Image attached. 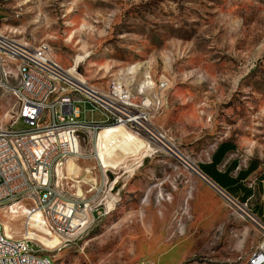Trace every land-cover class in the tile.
Instances as JSON below:
<instances>
[{"label":"rangeland","instance_id":"374dc122","mask_svg":"<svg viewBox=\"0 0 264 264\" xmlns=\"http://www.w3.org/2000/svg\"><path fill=\"white\" fill-rule=\"evenodd\" d=\"M0 31L48 46L77 82L104 93L122 87L149 107L146 129L83 138V157L39 168L38 184L64 176L67 196L94 209L77 233L36 232L41 253L54 264L247 262L264 234V0H0ZM18 107L0 89V124L10 126ZM75 107L81 121L109 119L90 100ZM222 142L235 147L222 170L258 164L244 183L247 202L243 192L226 199L194 170ZM17 207L0 219L20 238L34 207L29 199ZM30 214L40 224L41 213Z\"/></svg>","mask_w":264,"mask_h":264},{"label":"built area","instance_id":"2783aa9c","mask_svg":"<svg viewBox=\"0 0 264 264\" xmlns=\"http://www.w3.org/2000/svg\"><path fill=\"white\" fill-rule=\"evenodd\" d=\"M65 73L44 55L43 45H23L0 31V89L11 93L19 104L10 126L0 124V210L29 199L41 213L40 224L26 214L20 238L8 236L0 219V264H54L51 255L40 252L45 244L36 232L56 237L77 233L94 211L86 198L67 196L60 182L64 176L45 177V184H38L39 168H59L69 159L83 157L82 139L97 138L105 127L124 125L138 133L150 120L148 105L129 102L130 95L122 87H112L108 93L91 88L116 103L110 107ZM81 100L98 105L109 119L104 123L81 121L75 107ZM19 122L26 127L15 128ZM71 124H83L84 133L72 132ZM245 264H264V234Z\"/></svg>","mask_w":264,"mask_h":264},{"label":"trees","instance_id":"16d2710c","mask_svg":"<svg viewBox=\"0 0 264 264\" xmlns=\"http://www.w3.org/2000/svg\"><path fill=\"white\" fill-rule=\"evenodd\" d=\"M234 148L233 143L222 142L213 153L211 162L200 164L199 167L209 179L228 194L235 196L243 192L242 201L247 202L253 192L244 183L257 170L258 164L252 161L247 168H240L239 161L234 160L225 170H220L219 165L223 163L227 153L234 150Z\"/></svg>","mask_w":264,"mask_h":264},{"label":"bare ground","instance_id":"6f19581e","mask_svg":"<svg viewBox=\"0 0 264 264\" xmlns=\"http://www.w3.org/2000/svg\"><path fill=\"white\" fill-rule=\"evenodd\" d=\"M43 53H44V55L45 56H47V57H51V54H50V51H49V48H48V46H46V45H43ZM76 69H70L69 71H68V73L66 72L65 73V76L69 79V80H71V81H76L77 82V80L74 78V76L71 74V72H74ZM78 85L80 86V87H82L83 89H85L86 91H88V92H90V93H96V94H98L99 96H101V98L103 99V100H105V101H107L108 102V105L110 106V107H115L116 106V103L115 102H113V100H111L107 95H102V94H100L99 93V91H97V90H94V89H91L90 87H88L86 84H84L83 82H78ZM75 125V124H74ZM79 125V124H78ZM80 125H83V124H80ZM118 127H125L124 125H116V126H108V127H105V128H103L101 131H100V133L98 134V136H100L102 133H105V132H107V131H109V130H111L112 128H118ZM126 128V127H125ZM97 136V137H98ZM158 137H159V135H158ZM161 138H163V137H160V139ZM173 149V148H172ZM171 150V149H170ZM171 152H173L172 150H171ZM183 161V160H182ZM75 163V162H74ZM196 169H198L199 170V173L201 174V177L203 176V178L212 186V187H214V188H216V187H218V189H219V191L221 192V193H223V196L226 198H229V199H233V198H231L225 191H223L216 183H214L212 180H210L208 177H206L204 174H202L201 173V171H200V169L199 168H196V167H194V170L197 172V170ZM226 198V199H227ZM24 201V200H23ZM22 202V201H21ZM21 202H18V203H15V204H13L12 206H10V207H7V208H9L11 211H12V208L13 207H16V209H18V204H20ZM22 206V205H21ZM2 209H4V208H2ZM1 209V210H2ZM33 210H35V209H32V210H30V211H28L27 209H25V217H26V214H30ZM6 222L4 223V227H5V233L7 234V231H6ZM8 235V234H7ZM9 236V235H8Z\"/></svg>","mask_w":264,"mask_h":264},{"label":"crops","instance_id":"0c3cea01","mask_svg":"<svg viewBox=\"0 0 264 264\" xmlns=\"http://www.w3.org/2000/svg\"><path fill=\"white\" fill-rule=\"evenodd\" d=\"M118 128H120V127H118ZM102 134H103V133H102ZM100 149H101V148H100ZM232 151H233V150H232ZM227 154H228V153H227ZM226 156H227V155H226ZM211 157H212V156H211ZM225 158H226V157H225ZM224 160H225V159H224ZM209 162H211V160H210ZM209 162H206V163H209ZM223 163H224V161H223ZM223 163H222V164H223ZM222 164L219 165V169H220V170H222V169H221ZM226 168H227V167H226ZM226 168H225V169H226ZM225 169H224V170H225Z\"/></svg>","mask_w":264,"mask_h":264},{"label":"water","instance_id":"95a60500","mask_svg":"<svg viewBox=\"0 0 264 264\" xmlns=\"http://www.w3.org/2000/svg\"><path fill=\"white\" fill-rule=\"evenodd\" d=\"M201 171V170H200ZM202 172V171H201ZM202 174H204L203 172H202ZM205 175V174H204ZM206 176V175H205ZM207 177V176H206ZM211 180V179H210ZM221 188V187H220ZM222 189V188H221ZM223 190V189H222ZM224 191V190H223ZM227 193V192H226ZM228 194V193H227ZM229 195V194H228ZM230 196V195H229Z\"/></svg>","mask_w":264,"mask_h":264}]
</instances>
